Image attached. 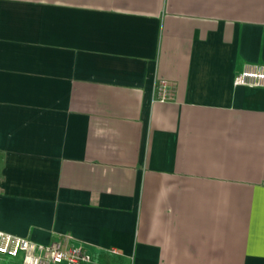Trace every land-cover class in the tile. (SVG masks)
<instances>
[{"label": "crops", "instance_id": "crops-1", "mask_svg": "<svg viewBox=\"0 0 264 264\" xmlns=\"http://www.w3.org/2000/svg\"><path fill=\"white\" fill-rule=\"evenodd\" d=\"M255 61L264 0H0V229L83 264H264Z\"/></svg>", "mask_w": 264, "mask_h": 264}, {"label": "built area", "instance_id": "built-area-1", "mask_svg": "<svg viewBox=\"0 0 264 264\" xmlns=\"http://www.w3.org/2000/svg\"><path fill=\"white\" fill-rule=\"evenodd\" d=\"M233 84L264 87V62H244L234 75ZM155 90L156 98L166 99L169 94L167 81L159 79ZM70 237L66 233L45 243L0 229V256H20V264H83L91 261L86 247L70 242Z\"/></svg>", "mask_w": 264, "mask_h": 264}, {"label": "rangeland", "instance_id": "rangeland-1", "mask_svg": "<svg viewBox=\"0 0 264 264\" xmlns=\"http://www.w3.org/2000/svg\"><path fill=\"white\" fill-rule=\"evenodd\" d=\"M0 264H16L15 262H4L0 257Z\"/></svg>", "mask_w": 264, "mask_h": 264}]
</instances>
